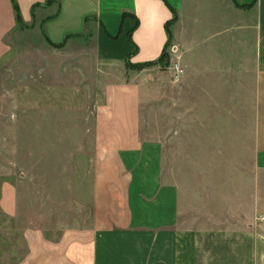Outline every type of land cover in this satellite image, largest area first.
Returning a JSON list of instances; mask_svg holds the SVG:
<instances>
[{
	"label": "rangeland",
	"instance_id": "374dc122",
	"mask_svg": "<svg viewBox=\"0 0 264 264\" xmlns=\"http://www.w3.org/2000/svg\"><path fill=\"white\" fill-rule=\"evenodd\" d=\"M53 2L17 25L0 58V190L12 184L20 209L14 221L0 212V264L14 263L23 252L25 213L51 238L61 226L87 223L97 169L93 111L108 83L140 82V138L148 157L159 153L166 180L218 181L225 193L232 186L255 191L262 215L264 169L252 164L255 103L248 80L232 69L231 11L215 0L173 9L164 57L133 67L128 58L97 56L94 21L83 36L51 44L44 26L56 10ZM112 42L106 49L122 52L130 44L128 32ZM173 62L185 68L178 81L171 76Z\"/></svg>",
	"mask_w": 264,
	"mask_h": 264
},
{
	"label": "crops",
	"instance_id": "0c3cea01",
	"mask_svg": "<svg viewBox=\"0 0 264 264\" xmlns=\"http://www.w3.org/2000/svg\"><path fill=\"white\" fill-rule=\"evenodd\" d=\"M15 1L25 23L33 19V9L55 4ZM57 1L45 20L49 41L60 44L81 36L88 19L97 23V56L117 62L128 58L133 65L161 56L168 39L165 24L172 18L168 6L178 11L188 1L192 6L191 0ZM215 1L231 11L232 69L251 87L252 164L264 169V0ZM16 27L12 0H0V58ZM125 31L129 46L122 52L107 50ZM140 105L138 80L104 86L93 111L97 169L87 223L61 226L51 238L42 223L32 224L23 212L29 216L20 234L23 252L12 264H264V221L256 212L255 191L241 193L232 186L225 193L218 181L166 180L159 153L148 157L140 138ZM0 212L13 221L20 212L17 191L7 182L0 190Z\"/></svg>",
	"mask_w": 264,
	"mask_h": 264
},
{
	"label": "trees",
	"instance_id": "16d2710c",
	"mask_svg": "<svg viewBox=\"0 0 264 264\" xmlns=\"http://www.w3.org/2000/svg\"><path fill=\"white\" fill-rule=\"evenodd\" d=\"M12 3H13V7H14V10H15V14H16V22H17V25L18 26H21L22 25V23H23V20H22V18H21V15H20V11H19V7H18V5H17V3H16V1L15 0H12ZM166 5H167V3H166ZM168 6V5H167ZM168 8L172 11L173 9L171 8V7H169L168 6ZM88 19L86 20V23H85V27L87 28V26H88ZM168 23L169 22H167L166 24H165V29H166V32H167V35H169V30H168V27H167V25H168ZM84 34H81V36H83ZM129 40H130V37H129ZM49 41V40H48ZM51 44H53L51 41H49ZM64 44V42L63 43H60V44H53V45H59V46H61V45H63ZM166 45V44H165ZM165 48V47H164ZM164 57V49H163V52L161 53V56L158 58V60H156V61H151V62H146V63H142V64H137V65H133V64H131L130 62H129V60H127V62H126V64H127V66H133V67H141V66H144V65H150V64H154L155 62H158V61H160L162 58Z\"/></svg>",
	"mask_w": 264,
	"mask_h": 264
},
{
	"label": "built area",
	"instance_id": "2783aa9c",
	"mask_svg": "<svg viewBox=\"0 0 264 264\" xmlns=\"http://www.w3.org/2000/svg\"><path fill=\"white\" fill-rule=\"evenodd\" d=\"M170 71L172 73L171 76H172L174 81H178L182 77V75L184 73V70H183L182 66L179 63H177V62H173L171 64ZM260 220L264 221V213L261 215Z\"/></svg>",
	"mask_w": 264,
	"mask_h": 264
}]
</instances>
